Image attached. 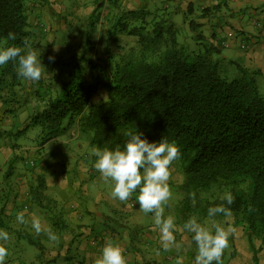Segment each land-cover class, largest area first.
<instances>
[{
    "label": "trees",
    "instance_id": "1",
    "mask_svg": "<svg viewBox=\"0 0 264 264\" xmlns=\"http://www.w3.org/2000/svg\"><path fill=\"white\" fill-rule=\"evenodd\" d=\"M43 2L0 0V45L13 32L17 38L9 40L8 46L23 47L31 35L28 10L41 11ZM53 3L47 12L53 10ZM163 13L167 12L153 16L149 29L145 22L140 24L144 19L132 27L120 20L114 24L136 42L118 52L117 32L111 44L97 42L100 14L95 8L86 18V41L79 51L66 60H55L64 74L58 86L48 84L42 107L21 129L4 133L23 135L37 128L35 141L40 147L70 134L74 125L88 134L91 147L101 149L123 148L128 139L125 133L135 130L149 142L174 141L180 149L182 178L172 186L180 193L182 220L193 213L208 216V208L225 203L215 191H230L235 202L225 206L230 207L233 225L244 230L256 262L253 240L264 239V92L257 82L264 73L222 56L220 48L198 31L195 20L188 22L195 46L180 41L171 13ZM22 79L13 62L0 66V86L7 93L1 99L0 88V101L5 103L10 94L16 97L14 88ZM101 91L104 96L94 100ZM3 111L13 110L4 104ZM192 192L195 204L189 196Z\"/></svg>",
    "mask_w": 264,
    "mask_h": 264
},
{
    "label": "crops",
    "instance_id": "2",
    "mask_svg": "<svg viewBox=\"0 0 264 264\" xmlns=\"http://www.w3.org/2000/svg\"><path fill=\"white\" fill-rule=\"evenodd\" d=\"M51 1L54 2L51 5L53 10L47 12L41 8V11H34L36 20L44 18L49 24L50 20L64 14L73 16L72 23H77L83 20L79 18L78 13L83 15L87 11L86 8L78 10V7L83 8L78 4H90V0H74L73 7L68 8L67 3V6L63 7V0ZM154 3V0H105L96 24L101 37L97 39L99 44L109 45L116 39L113 32H118L119 35V28L115 29L113 25L119 20L123 22L125 16H131L134 20H143L142 16L144 19L155 16L151 11L154 6L157 7ZM158 9L159 12L196 16L192 20H195L203 34L209 36L211 42L220 48L225 58L239 61L238 63L245 67L258 68L264 73V0H163ZM205 11L206 14H203ZM37 24H42V21ZM1 105L4 103L0 101V207L3 206L0 213V230L7 231L10 237L5 245L9 250L5 264H94L108 240H112L124 250L127 264H178V261L181 264H194L197 246L191 233L180 230L185 222L178 211L179 204L170 200L165 206V216L174 217L178 229L174 234L177 242L181 244V250L179 253L175 249L164 251L159 243V231L153 230L154 216L152 213L144 214L139 209L137 193H133L126 203H121L110 195L111 185L104 190L94 191L92 184L97 185L102 180L93 166L95 157L92 152L81 156L83 148L75 137L77 133L73 135L74 130L69 132L73 135L71 137L61 135L62 137L52 139L58 148L59 143L70 148L69 153L58 150L64 158L71 157L74 163L71 169L72 178L65 179L64 173L58 168L54 171L43 170L37 175L35 186L29 184V187H26L21 172L14 168L20 156L13 147L14 142L5 137L7 135L4 131L8 130L3 126H8L11 122H6ZM16 136L21 139H15V143L24 139V135ZM64 139L66 144L62 143ZM48 142L39 147L44 149ZM50 146L51 144L44 152ZM46 157L53 155L47 153ZM10 158H13L12 167L9 165ZM63 169L67 170L68 167ZM87 179L89 180L85 183ZM78 180L81 182L78 187L80 196L76 194L77 188L74 189ZM179 180L181 176L178 174L176 177L172 176L170 183ZM27 190L30 193V201L22 203L21 195ZM179 200L178 197L176 201ZM26 209H29L30 213ZM20 211H25L27 224L17 221L16 215ZM32 217L38 218L42 228L50 229L58 240H50L46 231L37 235L31 226ZM195 217L204 226H211L213 223L211 217ZM234 227L237 231L229 238L232 252L228 262L222 261V264H264V244H255V239L253 240L256 256L254 262L244 230L239 225ZM33 241L35 243H32Z\"/></svg>",
    "mask_w": 264,
    "mask_h": 264
},
{
    "label": "clouds",
    "instance_id": "3",
    "mask_svg": "<svg viewBox=\"0 0 264 264\" xmlns=\"http://www.w3.org/2000/svg\"><path fill=\"white\" fill-rule=\"evenodd\" d=\"M16 34L9 32L7 38L0 45V66L13 62L17 66V75L26 81L38 82L45 74V67L40 62V53L33 48L28 40L23 41V47L11 45L8 41H15ZM53 57H49L52 60ZM128 137L123 148L115 149L99 147L92 150L95 157L94 168L100 173L105 183L111 182V196L113 199L126 203L137 193L139 209L144 214L152 213L154 216L153 230L159 231V243L164 251L175 249L178 253L181 244L177 242L175 232L178 230L172 215L165 216V206L172 199V191L169 185L171 178V165L180 158V149L173 141L162 138L159 142H149L135 131L125 133ZM195 204V193L189 194ZM225 203L208 208V216L215 217L223 214L231 217L230 206L235 202V197L230 191H225L220 197ZM251 208V206H250ZM20 224H27L25 211L16 215ZM31 226L39 235L46 231L52 241L58 237L50 229H43L38 218L32 217ZM181 231L192 234V240L197 246L194 264H222V256L229 247V238L237 229L229 225L213 222L211 226H204L198 222L195 216L190 217ZM10 237L7 231L0 230V264H5L9 250L5 246ZM123 249L108 240L102 247L100 255L94 264H127ZM178 264L181 262L178 261Z\"/></svg>",
    "mask_w": 264,
    "mask_h": 264
},
{
    "label": "rangeland",
    "instance_id": "4",
    "mask_svg": "<svg viewBox=\"0 0 264 264\" xmlns=\"http://www.w3.org/2000/svg\"><path fill=\"white\" fill-rule=\"evenodd\" d=\"M31 1V0H29ZM33 1V0H32ZM56 1V0H55ZM163 0H154V5H156L157 7H154L151 9V11L153 12L152 14L155 15L157 14L161 7ZM90 2V4H78L81 7H78V10H85L86 8V13L81 15L80 13H78L77 15L79 16V18H81L82 21H78L77 23H72L71 21V17L73 16H65L63 15H58L56 16V18H54L53 20H50L51 22L48 24L47 22H45V19L42 18L40 20H36V17L34 14H32L31 11H29V5L27 7L28 10V25L30 28V32L31 35L29 37V42L31 43V45L33 46V48L37 51V53H40V62L44 65L45 67V74L43 76V78L38 81V82H30V81H26L24 79H22L21 84L19 86H16L15 92H16V97L14 96V94H10L8 100L4 103L5 104V108H12V110L14 111L15 114H11L13 113L10 111H7L6 113L3 111L2 113L5 115V119L6 122H11L8 126L4 124L3 128H5V130H11V132L15 133L17 130L21 129L24 126V123H26V121L28 120V117H30V115L35 112L36 110L40 109L43 105V102L45 100H43V95L46 92L47 86L48 84H50L52 86V88H56L58 86L59 80L63 79L64 74H61V72H59V67H57V64L55 63V60L57 57H61V59H68L67 57L72 55V54H76V51H79V48L81 46L82 43H85L86 41V32H87V22L85 23L84 21H86V14L87 12H89L88 14H90L95 8L97 9L98 13L100 14L102 11V7H104L103 3H105V0H90L88 1ZM102 5H98V3ZM50 3H52V1L50 0H46V2H43L41 4V6L43 7L42 10L45 11V9L47 7H50ZM58 3V2H57ZM68 4V8L73 7V3L74 0L71 1L70 0H63L62 5L63 7H66ZM81 12V11H79ZM163 14H168L167 13H163ZM240 15V13L238 14ZM171 20L174 22L175 26L178 28V39L180 41H185L187 42V44H189V46H195V43L191 37L192 31L189 29V25H188V21L190 19L195 18L196 16H192L191 14H183V13H179V14H170ZM142 19H144V16H142ZM153 19V17L149 18L147 17L146 19H144L141 23L145 22V26L146 29L151 28L152 26V21L150 22V20ZM38 21H42V24H37ZM84 22V23H82ZM126 22V26L132 27V26H137L139 24V20H134L131 16H125L124 17V21ZM186 23V25H185ZM120 26V24H119ZM224 30H228V29H224ZM201 31L203 33V30H198ZM233 32L237 35H239V33H237L236 30H233ZM118 33V32H117ZM226 33V32H225ZM95 34V33H94ZM99 37H97V39L99 40L100 37V33L98 32ZM98 36V35H97ZM118 36V40L120 41L119 47L118 48V52L119 50L121 52H123L124 49H126V46L129 45H135V37L132 35H129L127 32H125L124 30L122 32H119ZM190 36V38H189ZM208 39L209 42H211L210 37L205 35ZM95 37V35H94ZM96 38V37H95ZM97 40V42L99 43V41ZM118 41V43H119ZM117 43V42H116ZM212 43V42H211ZM124 48V49H123ZM117 52V53H118ZM221 52V50H220ZM99 54H103V51H98ZM222 55V53H220ZM223 56V55H222ZM49 57H53L52 60H49ZM102 59V58H101ZM226 59H230V58H226ZM233 60V59H230ZM239 62V61H238ZM241 62V61H240ZM252 68V67H249ZM231 69V66L227 68ZM60 73V74H59ZM50 80L52 81L51 83ZM257 82H258V86L261 92H264V77L262 76H257ZM2 87V94L3 97L0 98L1 99H6L7 98V93L5 94V87H3V85L0 86V88ZM104 96V93L101 91L99 92L97 95H95L94 100H98L101 97ZM1 103H3L1 101ZM7 104V105H6ZM3 106V105H1ZM1 109V107H0ZM17 120V121H14ZM19 121V122H18ZM20 123V124H19ZM74 132L73 135H75L76 139L78 140V142H80V146L83 148V154H81L82 157H84V155H86V153L88 152H92V150L95 147H91V145L88 143V134L86 133H81L77 130L76 126H72ZM78 132H77V131ZM37 133V128H30L29 130H27L23 135H24V139H22L20 141V143H15L16 141H19L21 139L18 138L17 136H13L12 134H9L5 137L8 138V140L10 142H14L13 143V147H15L16 152L18 153L19 160L17 161V165L16 167H14L15 169H17L18 171L21 172V176L22 179L24 178V184L26 185V187H29V184L34 185V183L37 180V175L39 174V172L43 171V170H51L54 171L56 168H58L59 171H61L62 173H64V178L65 179H71L72 178V171L71 169L74 166L73 161L71 160V157L67 156L64 158L63 155H60L59 151H65V152H70V148H66L65 146H62L61 143H59L60 147L62 148H58V146H56L53 141H49L48 144L45 146L48 147L50 144V148L46 149H41L36 141H35V134ZM3 135V134H2ZM72 133L70 134H64L62 135L64 136H73ZM61 136V137H62ZM15 139H17L15 141ZM66 139H64V142L66 144ZM60 149V150H58ZM58 151V152H57ZM50 153L53 155V157H46V154ZM66 153V154H68ZM46 158V159H45ZM49 158V159H47ZM179 161L176 160L173 162V164L171 165L173 167V173L171 174V178L169 180V185L171 187V191H172V199L175 202H177L180 205V200L176 201V199L179 197L180 198V193L176 191V189L172 186V183H170V181L172 180V176L176 177L178 176V174L181 176L182 178V174L178 171L179 170V165H178ZM68 167L67 170L63 169L64 167ZM98 174H100L98 172ZM100 177V176H99ZM89 179L86 180L85 183L88 182ZM180 181V180H179ZM77 185L74 186L75 191L77 192V196H80V190L78 189L79 187V183H81L79 180L76 181ZM178 182V181H177ZM108 185H111L109 183H105L103 180H101L99 182V184L95 185L92 184V187L94 188V191H98V190H104L105 187H107ZM35 186V185H34ZM112 186V185H111ZM28 191V190H27ZM23 192L21 196H23L22 203L28 202L30 201V193L29 191L27 192ZM225 192V190H218L215 191V193H217V196H222L223 193ZM219 194V195H218ZM48 195V194H47ZM111 195V193H110ZM51 196V195H49ZM44 197L42 196V199ZM95 198V196L93 197ZM47 201V200H46ZM44 201V202H46ZM47 203V202H46ZM177 205V204H176ZM22 208V205H21ZM179 208V206H178ZM28 213H30L29 209ZM191 216H200L197 213H193L188 215V219ZM187 219V220H188ZM186 220V221H187ZM231 220V221H230ZM184 221V222H186ZM213 222H217V223H221L222 226L227 227L229 225H232V217H223V218H214ZM201 223V222H200ZM14 225V224H12ZM233 226V225H232ZM235 226V225H234ZM47 241V240H46ZM48 244V242H46ZM264 244V239H255V244ZM232 252V244L230 242L229 239V247L225 250L223 256H222V261L223 262H228L230 255ZM63 257V256H62ZM48 264H52V263H48ZM62 264V263H59ZM65 264V262H64Z\"/></svg>",
    "mask_w": 264,
    "mask_h": 264
}]
</instances>
